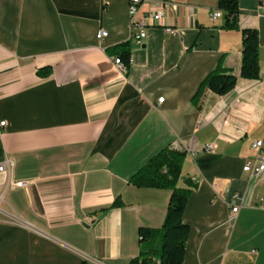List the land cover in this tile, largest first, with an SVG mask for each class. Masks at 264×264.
Listing matches in <instances>:
<instances>
[{
    "label": "crops",
    "instance_id": "0c3cea01",
    "mask_svg": "<svg viewBox=\"0 0 264 264\" xmlns=\"http://www.w3.org/2000/svg\"><path fill=\"white\" fill-rule=\"evenodd\" d=\"M166 1L172 32L153 26L138 43L127 0H0V161L13 163L0 174V264L137 257V229L161 226L170 190L129 177L165 147L185 152L180 264H264V172L242 170L254 141L264 144V0H237L230 29L223 13L210 17L217 0ZM243 28L258 33L257 79L239 76ZM125 42L122 72L113 58ZM218 63L237 76L234 88L194 99ZM191 143L214 147L191 155Z\"/></svg>",
    "mask_w": 264,
    "mask_h": 264
},
{
    "label": "trees",
    "instance_id": "16d2710c",
    "mask_svg": "<svg viewBox=\"0 0 264 264\" xmlns=\"http://www.w3.org/2000/svg\"><path fill=\"white\" fill-rule=\"evenodd\" d=\"M217 8L223 13L224 27H237V17L240 13L237 0H217ZM241 33V62L240 74L243 79H257L258 66V33L254 28H243ZM116 56L128 68L130 52L128 43H122ZM37 74L46 76L48 67L37 69ZM237 76L222 67L220 63L208 73L201 82L194 99L204 89L223 95L232 90L236 84ZM185 152L171 148H162L129 177V182L136 187L169 189L167 207L162 224L159 228L140 226L137 229L139 242V255L125 264H180L184 257L185 242L189 227L182 222V214L188 199L189 190L178 187L181 165ZM112 205H116L114 202ZM159 244L156 245V241ZM157 247V248H156Z\"/></svg>",
    "mask_w": 264,
    "mask_h": 264
},
{
    "label": "built area",
    "instance_id": "2783aa9c",
    "mask_svg": "<svg viewBox=\"0 0 264 264\" xmlns=\"http://www.w3.org/2000/svg\"><path fill=\"white\" fill-rule=\"evenodd\" d=\"M144 2H149L150 7L147 10H142L141 5ZM168 2L166 0H127V13H128V25H129V35L130 39L141 42L146 37V31L148 28L153 26L162 27L164 34L172 32L173 27L168 24L162 23L164 17V11L168 7ZM222 11L216 9L210 13L212 19L220 16ZM106 35V32L102 29L97 31L96 38L101 39ZM113 62L122 71H126V66L122 64L118 56H114ZM158 102L162 101V97L157 99ZM4 121L0 122L3 125ZM214 147L213 143H206L202 145L199 149H196L193 144L186 148V152L193 155L197 151H210ZM253 147L257 149L253 157L247 159L242 166V170L249 173L252 176H260L264 172V144L261 140H256L253 143ZM12 160L5 158L0 161V174L9 175L12 169ZM15 187H24L28 185L27 180H17L12 183ZM237 195H231L228 200V205L233 213L238 210V205L236 204ZM252 252H255L253 250ZM155 264H158L156 262Z\"/></svg>",
    "mask_w": 264,
    "mask_h": 264
}]
</instances>
